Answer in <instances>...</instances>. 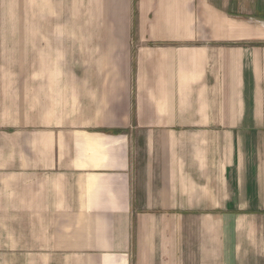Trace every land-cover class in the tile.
Listing matches in <instances>:
<instances>
[{
    "label": "crops",
    "instance_id": "1",
    "mask_svg": "<svg viewBox=\"0 0 264 264\" xmlns=\"http://www.w3.org/2000/svg\"><path fill=\"white\" fill-rule=\"evenodd\" d=\"M0 2V264H264V0Z\"/></svg>",
    "mask_w": 264,
    "mask_h": 264
},
{
    "label": "rangeland",
    "instance_id": "2",
    "mask_svg": "<svg viewBox=\"0 0 264 264\" xmlns=\"http://www.w3.org/2000/svg\"><path fill=\"white\" fill-rule=\"evenodd\" d=\"M3 8H7V5L2 4V2H0V28L16 29L17 27H22L27 29H33L34 27L33 20L26 19L24 21L23 20L18 21L13 19H6L7 16L12 14L8 10H2ZM27 47L32 48V46H27ZM64 54L65 53H52V58L53 56L54 58H60V56H63V58H65ZM40 55L41 58H45L44 57L45 53H35L32 49L31 50L26 49L25 52L2 50L0 51V62L1 65H3V62L5 61H11V63H16L17 61H22V60L31 62L35 58H40ZM47 55L49 56L48 53ZM73 58L74 60L85 59V52H74Z\"/></svg>",
    "mask_w": 264,
    "mask_h": 264
}]
</instances>
